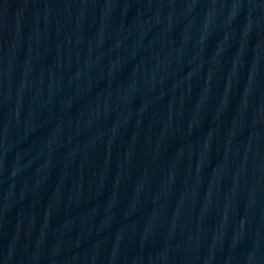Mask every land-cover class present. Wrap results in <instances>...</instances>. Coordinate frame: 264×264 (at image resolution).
Wrapping results in <instances>:
<instances>
[{"label": "water", "instance_id": "1", "mask_svg": "<svg viewBox=\"0 0 264 264\" xmlns=\"http://www.w3.org/2000/svg\"><path fill=\"white\" fill-rule=\"evenodd\" d=\"M0 264H264V0H0Z\"/></svg>", "mask_w": 264, "mask_h": 264}]
</instances>
